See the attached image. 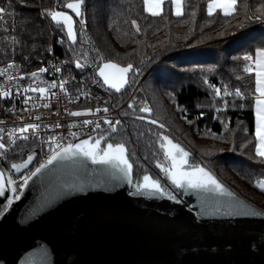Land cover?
<instances>
[{"label": "trees", "instance_id": "obj_1", "mask_svg": "<svg viewBox=\"0 0 264 264\" xmlns=\"http://www.w3.org/2000/svg\"><path fill=\"white\" fill-rule=\"evenodd\" d=\"M67 2L75 0H31L27 7H21L17 3L14 25L16 31L5 33L4 25L0 23V65L16 62L21 64L26 72L31 73L39 69L44 62L56 57L65 61L71 59L70 65L75 67L74 61L77 57L69 51L71 41L67 39L65 32L60 31L50 18L38 15L42 8L63 10L73 16L74 21H78L80 18L66 8ZM209 2L210 0H184V15L177 17L171 0H167L160 15L154 17L147 12L145 0H85L82 12L86 26L80 29L79 24L74 25L77 30V44L73 47L81 63L87 60L89 66L75 70L94 85L96 96L92 100L82 102L79 107L93 111L105 107L121 109L124 118L121 119V125L117 126L118 134H113L110 141L124 142L127 151L131 153L133 180L138 177L142 179L146 170L147 174L153 179H158L162 185V180L168 182L165 174L156 167L162 151L157 136V133H162L159 131V123L165 125L162 131L168 132L169 136L172 134L180 138L185 143L188 141L187 135L221 141L222 147L219 149L215 148L210 152L197 151V155L190 152L189 163L207 167L235 193L259 208L258 202L264 200V190H261L256 182L264 179V165L248 158L253 155L250 151L252 144L243 149L244 154L241 155L239 147L237 151H232L231 143L234 140L239 146L246 140L254 142V80L249 79L248 74H242L244 78L237 80L236 73L233 72L235 62L231 58L242 55L245 50L257 45L262 39L264 26L247 24L243 29L236 27L243 22L240 0L237 4L238 19L225 18L221 11H216L209 17ZM245 2L253 10L264 4V0ZM0 7H7V0H0ZM193 11L196 13L195 17L192 16ZM133 19L137 21L141 32L137 33L135 26L131 24ZM9 24L12 25L10 18ZM224 31L227 35L218 36V33ZM11 35L23 38L24 46L13 45ZM52 35L55 41H65L61 46L55 44L53 55L48 50ZM98 53L102 54L105 60L121 67L132 63L134 69L139 68L141 71L136 83H132V71L128 73V83L120 92L108 88L98 73L94 79L91 63L92 57H96ZM214 64L217 65V72L207 75L209 83L219 88L228 84L229 91L235 86H241L245 93L243 100L236 98L233 101L232 96L225 97L229 101L227 110H223L222 101L219 97H214L213 90L202 82L198 71H181L207 68ZM251 75L254 76V73ZM96 80L100 82L96 83ZM168 93H174V96L170 97ZM221 94L223 95V89ZM131 95V100L127 102ZM133 97H136L135 107L139 106L140 101H145L152 108V113H133L132 109L127 107ZM217 107L222 109L220 113L216 112ZM125 112L129 115L125 116ZM137 115H144L146 119L138 120ZM152 118L157 119L159 123L151 124L149 121ZM177 120L182 122L183 127L176 123ZM221 121L227 122V129ZM244 129H247V134ZM17 144L20 147L9 149L6 159L0 158L6 165L22 162L32 151L37 152L39 156V147L35 143L20 141ZM248 193L251 195H247Z\"/></svg>", "mask_w": 264, "mask_h": 264}, {"label": "water", "instance_id": "obj_2", "mask_svg": "<svg viewBox=\"0 0 264 264\" xmlns=\"http://www.w3.org/2000/svg\"><path fill=\"white\" fill-rule=\"evenodd\" d=\"M85 164L54 162L32 177L0 219V264H264V215L203 214L212 201L188 187L173 190L179 203L132 195L119 173ZM212 174L241 211L264 213Z\"/></svg>", "mask_w": 264, "mask_h": 264}, {"label": "snow or ice", "instance_id": "obj_3", "mask_svg": "<svg viewBox=\"0 0 264 264\" xmlns=\"http://www.w3.org/2000/svg\"><path fill=\"white\" fill-rule=\"evenodd\" d=\"M63 2V0H61ZM243 11V22L236 25L237 28L243 29L247 24H258L264 26V4H260L259 7L250 8L245 0H240ZM19 4L21 7H27L31 3V0H7V7H0V23L4 25L3 31L5 33H12L16 31L15 28V18H16V4ZM85 0H75V2H67L66 8L71 10L76 17L80 19L74 21L73 16L69 15L66 11L63 10H49L48 8H42L38 15L44 18H50L51 21H54L59 27V30L65 32V35L69 41H71L69 51L73 52V55L77 58L75 59V68L84 69L89 66L87 60L85 63H81L79 56L76 53V49L73 47L77 44V30L74 28L75 24H79L80 29H84L86 26V19L84 13L82 12V6L84 5ZM164 3V0H145V5L147 10L156 17L160 15L161 5ZM171 4L174 5L175 15L177 17L183 16V4L184 0H171ZM238 0H210L207 4V15L209 17L213 16V13L217 9L221 10L225 18L231 17L233 19L239 18V12L237 10ZM39 7V6H37ZM195 11L192 12V16L195 17ZM7 17V18H6ZM9 18L12 20V25L9 24ZM230 23V22H229ZM131 24L135 26L136 32H141L140 26L137 24V21L133 19ZM223 27V25H221ZM234 34V33H233ZM227 35V32H220L218 36L224 37ZM262 39L254 47H250L245 50L242 55L232 56V61L235 62V67L233 72L236 73L235 78L237 80L243 79L242 74H248V78L254 80V88L252 90V95L254 99V108H255V135L254 142L253 140H246L241 143L239 146L235 143L234 140L232 143V151H237L238 147L241 150V155L244 154L243 149L247 148L249 144H252L251 152L253 155H250L248 158L256 160L258 164L264 165V32L261 33ZM8 38V37H6ZM10 39L13 45L19 44L21 47L24 46L23 38H18L17 35H11ZM64 43V40L59 41ZM15 48H13V52ZM27 59V57H24ZM66 63L71 64L72 60L70 59ZM242 65V69H241ZM91 66L93 67V78L98 73L99 77L103 79V83L107 85L110 89H114L116 92H120L121 89L128 83L127 74L132 71L133 78L132 83L135 84L137 78L140 75V69L135 68L132 63H128L126 66L121 67L116 63H113L110 60H105V57L102 54H97L96 57H92ZM14 68V62L9 63L6 69L0 70V76H7L9 81L16 79L15 76L9 75L8 70ZM175 68V65H173ZM53 73H60L62 69L56 65H52ZM240 70V71H238ZM49 69L46 67H40L37 71L31 72V77L33 79L38 78L39 74L48 72ZM70 71V70H69ZM184 72H199L200 78L203 83L207 84L209 88L213 90L214 97H219L222 101L223 110H227L229 106V101L225 98L228 96L233 97V101L236 98L241 100L245 99V93L241 90V86H235L232 91H229L228 84H223L222 88L216 87L214 84L209 83L207 79L208 74H215L217 72V65H211L207 68L200 67L199 69H181ZM254 73V76L251 75ZM70 79H75L69 75ZM99 83V80L95 81ZM45 86L43 87H32L29 86L23 89L24 93H38L39 99L42 101L41 105L44 108H48L49 97L55 96L56 93L52 89L59 87L60 90L66 92L65 85L67 80L61 78L59 82L53 79L51 82L41 81ZM223 89V95L221 91ZM12 93L7 90H0V96L9 97ZM87 95V94H86ZM168 95L174 96V93H168ZM77 97L76 99H78ZM69 101H72V97H68ZM32 100V96L28 95L24 99V104L28 105L29 101ZM136 105V97H133L132 101L128 104V108L132 109L133 113L137 111L139 113L151 114L152 108L145 102L140 101L138 107ZM32 108H36L37 104L33 103ZM24 110H28L27 108ZM221 108L217 107L216 112L220 113ZM100 108L95 109V113H99ZM109 109L105 107L103 109L104 113H107ZM93 110L88 109L86 112H70L71 116H82L92 114ZM125 116L129 115L128 112L124 113ZM203 115V113H201ZM36 120H39L40 117L36 116ZM136 119L145 120L144 115H137ZM219 119V116H217ZM103 122L108 125V130H104L101 127L99 120L84 119L83 125H92L93 130L97 135H89L87 138L79 139V134L77 132H70L71 140H68L66 143H62V137H57L55 135L48 136L45 140L39 135L35 130L39 129L41 125L37 123H27L23 124L18 128H13L11 131L5 134V129L0 128V158H7V151L9 149L19 148L17 141L28 142L30 140L29 130H33L31 133V138L33 141L38 142L37 146L41 149L45 144H47L49 151L45 154L46 159L42 162H38V166L34 170L29 169V165L32 163L36 157L35 151L27 154L26 159H22L20 163H11L10 170L7 177L5 172L0 170V197H4L7 203L3 204V211H0V219L11 208L13 201L20 198L19 193L27 187L29 181L32 177L37 174H43L42 170L48 169L49 165H53L54 162H70L72 165H80L86 167L85 161H91L93 165H98L102 170L108 171L111 173H119L120 178L127 182L130 185L134 192L130 193L137 196H146L153 197L157 195L165 196L170 200H174L179 203L177 196L173 194L168 188L162 186L158 179H153L147 171L144 170L142 174V179L137 178L135 182L133 181V163H130V156L126 149L124 142H109L110 139H113V134H118V125H121L120 120H111L104 118ZM151 124H158L159 121L155 118L150 119ZM191 123V121H189ZM3 123V121H0ZM225 125V128H228L226 121H221ZM61 125L55 123L52 125L53 128H59ZM47 127V126H45ZM74 127V126H70ZM159 127L163 129L165 125L159 123ZM231 131L230 129H228ZM150 131V130H149ZM247 134V129L243 130ZM159 137L158 143L159 147L164 150V156L167 160L170 161V166H165L161 162L157 161L156 167L159 168L171 181L172 186L175 189H182L185 187L196 189L198 194H205L204 198L206 200L212 201V211L209 213L202 210L203 214H219L226 208V214L228 215H242V216H256L264 215V213H257L253 210L241 211L240 209L246 207L234 197L233 193L229 192L212 174L210 170H206L204 167L198 164L189 163V152L182 148L179 144L174 143L168 135L162 133H157ZM7 137V143H6ZM103 142V146H102ZM22 151V149H21ZM147 159V157H145ZM22 169H27V174H22L20 176V182L18 183L12 176V170L16 173H20ZM257 186L264 190V179L257 180ZM83 191V187L79 189ZM12 193L11 197H8V192ZM222 197L232 198L230 202L224 204L221 200ZM2 203V202H0ZM33 255H46V252L41 253L40 250H37V253ZM28 264H47V261L44 259L32 260Z\"/></svg>", "mask_w": 264, "mask_h": 264}, {"label": "built area", "instance_id": "obj_4", "mask_svg": "<svg viewBox=\"0 0 264 264\" xmlns=\"http://www.w3.org/2000/svg\"><path fill=\"white\" fill-rule=\"evenodd\" d=\"M51 37L52 42L48 47V50L53 55L55 44L61 46L63 43L59 42L61 40L55 41L53 35ZM66 62L67 61L65 60L52 57L48 61L44 62L41 66L48 68L49 71L39 74L38 78L36 79H33L30 75L31 73L26 72L21 64L14 62V68L9 69L8 74L15 76L16 79L9 81L7 76H0V90H7L12 93V95L7 98L0 96V121H3V123H0V128L5 129V134L11 131L13 128H18L23 124L31 122L41 125V127L35 131H37L39 135L45 140L48 136L55 135L57 137H62L63 139L61 142L66 143L68 140H71V136L69 135L70 132H77L79 134V139L85 138L89 135H97V133L93 130L92 125H83L84 119L99 120L102 129L107 131L108 125L103 122L105 117L113 121H121V119L124 118L121 115L120 108L109 109L107 113H104L103 109H101L99 113H95V111H93L92 114L82 115L79 117L69 115L70 112L75 111L86 112V109L80 108L79 105L84 101L92 100L96 96V91L94 89V85L89 82L84 75H80L76 72L75 69L77 68ZM9 63L13 62H7L0 65V70L6 69ZM52 65L60 67L62 72L53 73L51 70ZM69 75L75 79H70ZM61 78L67 80L65 85L66 92L60 90L59 87L52 89L56 95L49 97L50 106L48 108L40 106L42 103V101L39 99L40 94L23 92V89L29 86H45L41 83V81L51 82L53 79H55L57 82H59ZM28 95L32 96V100L29 101L28 105H25L23 101ZM69 96L72 97L71 102L68 99ZM77 97L79 98L76 99ZM33 103L37 104L36 108L31 107ZM26 108L28 110H24ZM36 116H39L40 119L36 120ZM55 123H59L61 126L59 128H53L52 125ZM32 131L33 130H29L30 140L28 142H33L37 145L38 142L33 141L31 138ZM17 142H20V140ZM48 151L49 149L47 144H45L42 149L39 147L38 159H36L35 163L30 169L34 170V168L38 166V162H42L44 159H46L45 154ZM24 174H27V172ZM15 180L19 183L20 177L15 178Z\"/></svg>", "mask_w": 264, "mask_h": 264}, {"label": "rangeland", "instance_id": "obj_5", "mask_svg": "<svg viewBox=\"0 0 264 264\" xmlns=\"http://www.w3.org/2000/svg\"><path fill=\"white\" fill-rule=\"evenodd\" d=\"M102 79V78H101ZM127 80H128V74H127ZM103 81V79H102ZM107 86V85H106ZM126 86V84H125ZM125 86L121 89V91L125 88ZM108 87V86H107ZM109 88V87H108ZM114 90V89H111ZM115 91V90H114ZM133 95V93H132ZM132 95L129 97L128 101L129 102L131 100ZM181 127L182 126V122H180L179 120H177V122ZM185 129L187 130L188 128L185 127ZM160 132L164 133V135H168V132L162 131L161 129H159ZM184 131V130H182ZM173 136V137H172ZM170 139L173 140L174 143L179 144L180 146H182L187 152H192V154L197 155L195 152L200 151V152H210L213 149L215 150V148L219 149L220 147H222V142L219 140H215V139H210V138H202V137H195V136H190L187 135V139L185 143L183 140H181L180 138L174 136L171 134V136H169ZM183 139V138H182ZM185 139V138H184ZM111 142V141H109ZM189 149V150H188ZM199 157V156H198ZM158 161L161 162L162 164H164L165 166H170V161L167 160L164 156V150L162 149L161 151V155L158 158ZM169 184L172 186L171 181L168 180ZM173 187V186H172ZM174 188V187H173ZM175 189V188H174ZM247 195H251L250 193H248ZM258 203H260V209L263 210L262 208H264V200H260ZM264 211V210H263Z\"/></svg>", "mask_w": 264, "mask_h": 264}, {"label": "flooded vegetation", "instance_id": "obj_6", "mask_svg": "<svg viewBox=\"0 0 264 264\" xmlns=\"http://www.w3.org/2000/svg\"><path fill=\"white\" fill-rule=\"evenodd\" d=\"M102 146H103V144H102ZM0 161H1V162L3 163V165L6 166V168H7V172H6V171H4L3 166L0 164V170H3V171L5 172V176L7 177L8 172H9V170H10V165H6L1 159H0ZM17 163H20V162H17ZM12 176H13V179L17 178V177H15V176L13 175V173H12ZM135 180H136V179H135ZM135 180H133V181L135 182ZM162 181H163V182H162V183H163L162 186L168 188L172 193H173V190L176 191V189H174V188H173L168 182H166V181H164V180H162ZM7 195H8V197H9V195H10V191L7 193ZM0 202H2V203H0V211H3V204L7 203V201L5 200L4 197H0Z\"/></svg>", "mask_w": 264, "mask_h": 264}, {"label": "crops", "instance_id": "obj_7", "mask_svg": "<svg viewBox=\"0 0 264 264\" xmlns=\"http://www.w3.org/2000/svg\"><path fill=\"white\" fill-rule=\"evenodd\" d=\"M165 1H167V0H164V2ZM164 4V3H163ZM163 4L161 5V10H160V13L162 12V9H163ZM183 7V6H182ZM145 8H146V10H147V7H146V5H145ZM173 10H174V13H175V9H174V5H173ZM216 11H221V10H219V9H217ZM147 12H149L148 10H147ZM222 12V11H221ZM150 13V12H149ZM215 13V12H214ZM151 14V13H150ZM253 99H255V97L253 98ZM254 111H255V108H254Z\"/></svg>", "mask_w": 264, "mask_h": 264}]
</instances>
